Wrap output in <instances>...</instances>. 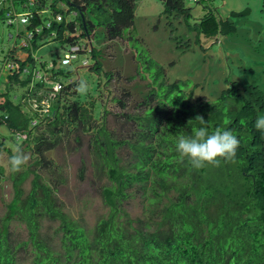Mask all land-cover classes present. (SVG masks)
I'll list each match as a JSON object with an SVG mask.
<instances>
[{"label": "trees", "instance_id": "16d2710c", "mask_svg": "<svg viewBox=\"0 0 264 264\" xmlns=\"http://www.w3.org/2000/svg\"><path fill=\"white\" fill-rule=\"evenodd\" d=\"M162 1L165 14L185 21L191 16L184 0ZM8 2L11 7L3 8ZM6 10L25 15L27 22L9 23ZM247 11L232 12L225 20L204 17L193 28L196 42L200 35L236 36L239 30L233 20ZM72 14L74 18L69 19ZM134 18V0H0V21L25 26L16 35L21 41L16 40L0 58V80H5L0 89V120L11 132L12 145L21 141L17 149L29 152L34 160L19 171L10 166L8 179L14 195L0 224V264H23L21 252L30 245L31 264H264V131L255 127L257 116L264 114L263 90L231 82L210 102L196 96L198 85L188 90L185 81L161 79L164 70L160 68L140 104L141 113L129 116L136 130L130 138L118 140L106 125L109 112L103 109L97 116L95 103L83 102L78 90L81 82L74 80L72 72L62 82L64 72L56 70L55 62L47 67L35 57L45 37L68 47L65 56L73 47H86L74 53L77 57L68 64H62L64 56L61 64L71 65L88 54L92 64L85 60L83 66L100 75L104 73L102 52L92 42L96 28L105 26L107 39L115 41L124 28L133 26ZM42 72L48 77L36 82ZM104 74L108 80L113 77ZM18 89L23 90L20 98L15 95ZM197 115L209 123V132L219 127L238 137L234 163L221 159L219 167L194 169L187 158L181 160L177 138L193 134L192 127L199 124L190 126L188 121ZM81 129H93L94 164L108 180L101 196L110 214L92 232L59 207L55 193L64 181L49 180L39 172L42 167L51 168L45 153L56 149L64 132ZM124 146L132 151L127 163L118 154ZM13 153L0 135V156L10 158ZM30 177L31 188L26 192ZM5 179L6 170L0 165V181ZM134 190L143 191L154 207L152 214L160 215L156 229L152 220H138L137 227L130 219L121 221L126 215L123 204ZM171 192L177 193L174 199L169 198ZM164 198L169 204L159 209ZM44 218L60 221L59 249L42 236ZM14 220L25 224L27 241L12 238Z\"/></svg>", "mask_w": 264, "mask_h": 264}, {"label": "rangeland", "instance_id": "374dc122", "mask_svg": "<svg viewBox=\"0 0 264 264\" xmlns=\"http://www.w3.org/2000/svg\"><path fill=\"white\" fill-rule=\"evenodd\" d=\"M184 1L186 7L191 9V16L187 21L179 16L165 14L166 7L162 0H134V24L124 28L119 39L109 41L106 37V27L96 28L92 39L93 46L102 52L104 73L113 74L110 80L106 79L104 73L98 75L83 66L85 60L92 64L88 54H82L71 65L63 66L61 60L69 48H62L60 41H50L48 37L39 42L40 47L34 52L35 57L46 63L47 67L55 62L56 70L64 72L60 81L66 83V76L72 72L74 80L85 84L86 91H80L83 102L88 105L94 102L97 116L103 109L109 112L106 125L118 140L130 138L136 130L129 116L141 113L140 104L151 89L150 84L160 68L164 70L161 79L166 78L169 82L185 81L188 83L185 89L188 90L198 85L196 96H203L210 102H215L231 82H235L239 87L258 86L264 91V0ZM4 7L10 8L11 2L6 3ZM18 11L21 12L22 9L18 7ZM244 11H247L244 17L233 20L239 30L236 36L231 34L209 38L200 35L201 40L196 42L197 32L193 31V28L195 23H200L204 17L213 15L218 20H225L232 12ZM72 18L73 14L69 19ZM94 23L97 24L96 19ZM24 27L21 24L9 26L0 21V58L11 49L16 40L21 41L16 35L18 30L22 31ZM11 36L14 38L11 39ZM4 81L0 80V89ZM39 81L36 79V82ZM18 90L15 95L20 98L23 90ZM117 100L122 101L124 105ZM97 125L98 123L94 122V128H97ZM93 132V129L89 132H84L83 129L74 132L66 130L56 149L45 153L51 168L42 167L39 171L49 180L61 178L64 181L58 184L56 189L57 203L70 220L77 222L88 232H92L97 223L107 219L110 214L101 196V190L108 184V180L100 174L94 164ZM0 135L6 138L14 152L21 144L20 141L17 146L12 145L11 132L1 120ZM44 135L49 136L48 131ZM25 154L29 156L27 163L34 162L29 152L26 151ZM118 154L125 163L131 160L132 151L128 146L122 147ZM0 165L6 170V179L0 181L1 224L14 193L8 179L10 164L7 154L0 156ZM31 181L32 177L25 184L26 192L31 188ZM176 196L175 192L169 194L170 199ZM167 204L169 200L164 198L158 208L161 209ZM123 208L126 215L121 221L130 219L135 227L138 220H152V226L156 229L160 221V215L152 214L154 207L150 205L143 191L134 190L133 196L123 204ZM41 224L43 238L48 239L54 249H59L62 236L60 221L44 218ZM10 231L15 241L28 240L27 228L20 221L14 220ZM31 250V245L27 252L22 250L23 264H31Z\"/></svg>", "mask_w": 264, "mask_h": 264}, {"label": "clouds", "instance_id": "9594fccd", "mask_svg": "<svg viewBox=\"0 0 264 264\" xmlns=\"http://www.w3.org/2000/svg\"><path fill=\"white\" fill-rule=\"evenodd\" d=\"M63 64V63H62ZM48 77L47 72H43ZM79 91H86V85L81 83ZM198 122L199 127H192V135H179L176 141V151L181 160L188 159L189 164L194 169L204 168L206 165L219 167L221 159L225 163L235 162L237 149L240 145L238 137L228 129L216 128L209 132V123L202 115H197L194 120L190 119L188 124L193 125ZM255 127L264 131V115H259L255 121ZM29 156L17 149L9 158L12 171H19L21 166L27 163Z\"/></svg>", "mask_w": 264, "mask_h": 264}, {"label": "built area", "instance_id": "2783aa9c", "mask_svg": "<svg viewBox=\"0 0 264 264\" xmlns=\"http://www.w3.org/2000/svg\"><path fill=\"white\" fill-rule=\"evenodd\" d=\"M8 13H7V16H8V18H9V23H11V22H19V23H26L27 22V18L25 17V15H16L15 13H13V12H11V11H7ZM12 16H15L14 18H12ZM83 50V51H85L86 50V47H82V48H80L79 46H76V47H73L72 49H71V53H69V54H67L66 56H65V59L62 61V63L63 64H68L72 59H75L77 56L74 54V53H77L79 50ZM13 66H11V68H12ZM38 76V79H41V78H43L44 79V77H46V75L45 74H43V72L42 73H38L37 74ZM34 107L36 108V106L34 105ZM33 107V108H34ZM44 112H48V110H44Z\"/></svg>", "mask_w": 264, "mask_h": 264}, {"label": "water", "instance_id": "95a60500", "mask_svg": "<svg viewBox=\"0 0 264 264\" xmlns=\"http://www.w3.org/2000/svg\"><path fill=\"white\" fill-rule=\"evenodd\" d=\"M83 20H84V18H83Z\"/></svg>", "mask_w": 264, "mask_h": 264}]
</instances>
